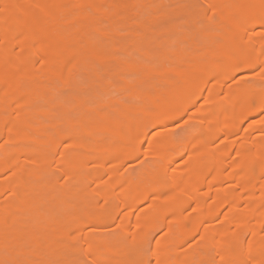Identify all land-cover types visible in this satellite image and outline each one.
Returning a JSON list of instances; mask_svg holds the SVG:
<instances>
[{
  "label": "bare ground",
  "instance_id": "obj_1",
  "mask_svg": "<svg viewBox=\"0 0 264 264\" xmlns=\"http://www.w3.org/2000/svg\"><path fill=\"white\" fill-rule=\"evenodd\" d=\"M176 1L0 0V264H264V0Z\"/></svg>",
  "mask_w": 264,
  "mask_h": 264
},
{
  "label": "rangeland",
  "instance_id": "obj_2",
  "mask_svg": "<svg viewBox=\"0 0 264 264\" xmlns=\"http://www.w3.org/2000/svg\"><path fill=\"white\" fill-rule=\"evenodd\" d=\"M168 15L164 18H160L157 21L156 31L159 35V39L156 43L146 44L137 39L128 38V36L123 40V49L136 59L141 57L142 53L147 51L152 54L160 52H169L174 48L172 42H174L179 37L183 36L186 32L190 31V27L194 22L196 25H201L203 23V17L205 12V5L201 0H178L174 4L169 6ZM194 29L191 30L193 33ZM170 41V42H168ZM100 79L94 81L95 92L86 90L87 94H96L100 100H106L116 96L121 93L124 87V80L128 79L123 73H118L117 71L109 67H103L98 65ZM62 89L60 98L63 100H68L69 105L72 107L75 105L73 97H71L70 92L60 86ZM187 127V122L183 119L175 123V131H182ZM216 262V259H214ZM79 264H93L92 261L84 256H81L78 260Z\"/></svg>",
  "mask_w": 264,
  "mask_h": 264
}]
</instances>
